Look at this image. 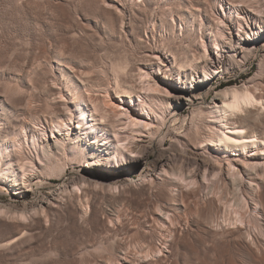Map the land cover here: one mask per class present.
I'll return each instance as SVG.
<instances>
[{
    "label": "rangeland",
    "instance_id": "374dc122",
    "mask_svg": "<svg viewBox=\"0 0 264 264\" xmlns=\"http://www.w3.org/2000/svg\"><path fill=\"white\" fill-rule=\"evenodd\" d=\"M241 7L252 9L251 25L264 26L260 0H0V104L12 109L17 125L27 116L22 135H42L47 119L75 111L66 92L77 83V75L91 77L90 94L102 105L103 91L116 93V75L139 89L147 85H141L142 78L159 76L156 72L171 63L172 55L186 60L215 52L227 40V26L237 34L250 23L247 13L236 18L233 10ZM260 59L257 47L213 82L223 87L255 77L258 87H264ZM209 102L208 97L206 105ZM131 103L137 107L138 98ZM121 120L128 127V119ZM200 121H189L197 137L190 143L212 162L223 163L226 179L218 171L202 169L195 179L193 167L180 168L179 159L173 174L158 170L159 178L141 181L135 169L131 183L121 188L70 185L71 191L51 213L21 217L1 212L0 264H264V173L249 171L248 176L241 169L242 182L237 184L245 182L246 187L231 185V177L239 178L226 162L229 158L235 168L239 164L232 160V151L220 154L209 145L215 130ZM184 124L171 123L163 142L155 136L154 149L182 144L179 149H184L177 137L185 132ZM260 131L264 123L257 126ZM47 135L52 141L49 130ZM28 148L21 152L32 153ZM245 153L248 157L253 151ZM63 164L69 177L81 171L79 159ZM46 182L43 177L39 185L48 188ZM10 190L0 180V195Z\"/></svg>",
    "mask_w": 264,
    "mask_h": 264
},
{
    "label": "bare ground",
    "instance_id": "6f19581e",
    "mask_svg": "<svg viewBox=\"0 0 264 264\" xmlns=\"http://www.w3.org/2000/svg\"><path fill=\"white\" fill-rule=\"evenodd\" d=\"M260 1L264 5V0ZM222 11L227 13L225 9ZM233 11L239 19L243 17L242 14L247 13L250 23L239 27L240 33L236 32L237 34L231 33L232 25V27L227 26L229 36L224 35L227 40H223L220 46L215 47V52L209 50L204 56L191 58L188 56L186 60L172 55L171 63L169 61L170 64H165L162 71L156 72L159 76L146 78L147 80L142 78L141 85L144 81H147V85L139 89L122 82L116 75L113 82L116 93L111 96L107 89L103 91L104 105L99 103V97L90 94L94 86L89 84L92 81L91 77L77 75V83L67 86L68 92H66L75 111L69 110L68 114L46 118L45 123L48 128L42 135L40 133L38 136L34 133L22 135L28 123L27 116L22 115L24 123L17 125L11 115L12 109L1 103L0 180L11 187V190L8 194L0 195V214L14 213L26 217L31 213H51L53 208L60 206L63 196L71 191L70 185L76 188L79 186L76 185L77 183L81 186L121 188L131 183L135 169L138 170L141 181L154 180L159 178V171L162 173L172 171L173 174L179 159H182L180 168L187 170L193 167L191 177L195 178L202 169L205 173L218 171L216 173L220 172V176L223 174L225 178L223 163L218 162V164L216 160L212 162L211 157L199 154L196 146L190 143L195 139L196 132L190 128L189 121L195 118H201L204 123L209 122L212 125L211 129L215 130L212 137L208 135L212 138L209 137L212 142L209 145L220 154L233 152L235 158L232 160L239 164V167L235 168L236 164L234 165L229 158L226 163L229 170L234 169L235 176L238 178L242 176L241 169L248 176L249 171H254V175L264 173V132H261L262 130L256 132L257 126L264 123V87H258L257 79H254L255 81L252 79L255 77L242 84L229 83L223 87H218L213 82L221 71L225 73L235 68L239 62L238 58L245 59L253 54V50L257 47L260 48L261 63H263L264 26L251 25L252 9L248 11L241 7ZM147 75L146 73L145 76L148 77ZM144 88L146 93L142 92ZM134 97L138 98L137 107L135 103L134 106L131 103ZM208 97L209 106L205 103ZM119 115L124 116L118 118ZM74 117L77 118L74 120ZM122 118L128 119V127L126 121L121 120ZM185 121L187 125L184 124ZM171 123L179 124V127L185 125V132L177 134L186 146L182 149L184 153L180 150L182 143L180 149L173 146L165 148L162 145L154 149V137L159 136L158 140L163 142ZM48 130L51 132L52 141L47 139ZM112 135L118 138L114 139ZM123 140H127V143L119 144ZM196 141L194 140V143ZM25 146L31 147L32 153L28 155L22 153L21 150ZM249 150L253 153L246 157L245 152ZM78 159L81 171L69 177L63 161L72 162ZM88 170L90 173L86 174ZM43 177L46 178L48 188H44L46 185L41 186ZM233 178L231 177V185L239 186L240 184L237 183H240L238 181L241 179L235 177L233 180ZM240 186H245V182ZM11 239H5L4 243L9 244Z\"/></svg>",
    "mask_w": 264,
    "mask_h": 264
}]
</instances>
